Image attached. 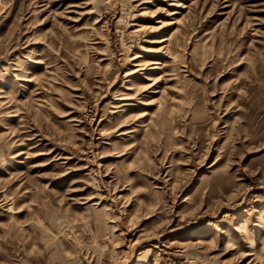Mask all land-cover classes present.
<instances>
[{
    "label": "rangeland",
    "instance_id": "obj_1",
    "mask_svg": "<svg viewBox=\"0 0 264 264\" xmlns=\"http://www.w3.org/2000/svg\"><path fill=\"white\" fill-rule=\"evenodd\" d=\"M0 264H264V0H0Z\"/></svg>",
    "mask_w": 264,
    "mask_h": 264
},
{
    "label": "bare ground",
    "instance_id": "obj_2",
    "mask_svg": "<svg viewBox=\"0 0 264 264\" xmlns=\"http://www.w3.org/2000/svg\"><path fill=\"white\" fill-rule=\"evenodd\" d=\"M151 65H157V62H152Z\"/></svg>",
    "mask_w": 264,
    "mask_h": 264
}]
</instances>
